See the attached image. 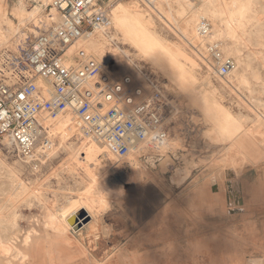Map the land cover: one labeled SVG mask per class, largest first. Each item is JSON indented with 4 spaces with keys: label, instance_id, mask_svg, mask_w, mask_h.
<instances>
[{
    "label": "rangeland",
    "instance_id": "rangeland-1",
    "mask_svg": "<svg viewBox=\"0 0 264 264\" xmlns=\"http://www.w3.org/2000/svg\"><path fill=\"white\" fill-rule=\"evenodd\" d=\"M6 1L9 18L16 24L10 9L20 0ZM21 1H25L27 10L39 9L40 17L49 13L53 2ZM96 1L108 11L112 4H134L148 15L153 31L171 42L180 41L174 31L176 25L184 28L188 20L194 26L201 17L207 19L212 26L211 39L221 41L224 53L237 61L238 71L226 77L216 74L204 54V44L194 40V48L187 47V50L197 66L193 71L189 66L181 68L192 82L185 88L176 80L174 88L170 89L164 76L111 24L106 33L97 32L92 42L98 48L89 50L97 53L110 45L115 47L114 53L122 58V71L130 75L134 68L144 76L143 80H158L175 99L178 114L171 128L169 149L161 151L141 146L139 150L121 156L93 137L75 133L67 146L76 148L82 141L85 146L97 144L100 154L93 163L81 158L69 160L67 150L59 146L52 126L47 129L49 148L44 149L41 141L29 158L0 143V164L19 168L16 177H6L0 166L3 173L0 174L1 189H5L0 190V197L4 199L12 189V200L17 206L18 248H22L28 233L32 235V241L51 251L49 259L39 264L64 262L67 255L58 252L60 244L61 249L69 253L72 260L78 259L80 264H120L118 253H126L128 258L136 257L139 263L146 264H210L212 258H219L225 264H252L264 258V204L254 202L247 207L246 203L241 212L230 214L224 202L226 185L222 182L224 175L228 177V170L235 172L231 181L237 182V177L252 178L255 167L258 171L264 169V0H154L152 4L139 0ZM52 24L51 21L36 25L25 20L26 34L14 37L5 47L24 46ZM191 25L187 26L188 34ZM141 42L149 56H160L167 64H175L169 49L160 42L151 41L149 37ZM229 45L234 49L231 54L226 50ZM187 92L197 101L201 98L209 100L213 127L199 102L192 108L177 98ZM241 126L244 129L258 126V131L252 136H243L242 145H245L238 148L242 152L236 150L234 157L226 161L228 143L224 140L233 138ZM122 174H131L144 192L136 204L124 208L108 198L107 189L116 180L120 186L129 187L130 181ZM120 175L123 177L118 179ZM212 177L219 180L222 199L215 203L216 209L207 222L201 216L199 192L210 185ZM236 185L232 188L234 194L238 193ZM79 196L91 212L80 216L79 227L70 231L69 239L45 226L48 211L54 212ZM233 203L230 199V204ZM31 231L34 232L31 234ZM68 244L71 248L66 252L64 248ZM26 261L29 263L30 258Z\"/></svg>",
    "mask_w": 264,
    "mask_h": 264
},
{
    "label": "built area",
    "instance_id": "built-area-1",
    "mask_svg": "<svg viewBox=\"0 0 264 264\" xmlns=\"http://www.w3.org/2000/svg\"><path fill=\"white\" fill-rule=\"evenodd\" d=\"M52 7L58 21L24 46L0 50V143L32 157L41 141L44 149L50 146L44 119L69 115L80 134L116 155L164 146L178 114L175 99L158 80L143 84L122 71V58L111 55L115 47L96 53L77 45L106 33L109 11L96 0H53ZM197 28L214 72L231 75L236 62L221 41L211 39V23L201 18ZM39 78L45 83L39 84Z\"/></svg>",
    "mask_w": 264,
    "mask_h": 264
},
{
    "label": "bare ground",
    "instance_id": "bare-ground-1",
    "mask_svg": "<svg viewBox=\"0 0 264 264\" xmlns=\"http://www.w3.org/2000/svg\"><path fill=\"white\" fill-rule=\"evenodd\" d=\"M158 1L163 2L165 0H158ZM104 3L106 4V2ZM6 5H7L6 0H0V50L3 48H6L5 46L14 37H20L26 34L24 31L25 20H27V22L33 21V23L36 25L37 24L39 25V23H43V22L50 23L51 21L52 22L58 21V14L56 13L53 7L51 8V10L46 16L40 17L41 12L39 9H36L34 11L27 10L25 1L20 0L18 1L17 5L14 8L10 9V15H12L14 19H16L17 21V23L15 24V22L11 18H9V9H7ZM109 14H110L111 26H113L117 31H119L123 35L126 42H128L131 47L137 50V52L155 70H157L164 76L163 79L166 80L165 83L167 87H169L170 89H173L175 86L174 83L176 80L183 83L184 84L183 86L185 88H186L185 85L191 84L192 78H190L187 75H184V73H182L181 71V68H183L184 66H189L193 71L194 68L197 66L195 59L193 58L191 53L187 50V47L194 48L193 46L194 44H192V41L194 40L200 41V35L198 32L197 24L192 26L191 25L192 21L188 20L186 24H184L186 26L184 28H179L176 25V30L174 31L180 38V41L171 42V41H166L163 38L159 37L153 31V24L150 18L147 17L148 15H146L141 10H139L137 6H135L134 4H127V3L126 4L125 3L112 4L109 10ZM190 25H191V32L188 34L189 31H188L187 26L189 27ZM172 28L174 29L175 27L172 26ZM145 37H149L151 41L160 42V44L163 47H167L170 51V55L175 59L174 60L175 64L172 66L170 64H167L160 56H156V57H152L151 55L149 56L145 50L144 43L141 42L143 39L145 40ZM77 45L84 46L87 49H93V48L97 49L98 48L92 42V38H88L87 40H81L80 42L77 43ZM73 49H74V46L70 47L68 51L66 52V54L70 55ZM226 50L228 51L229 54H231V51H234L233 47L230 45L227 46ZM236 70L237 68L235 69L234 72H236ZM130 75L137 80L138 79L143 80V77H144L139 71L135 70L134 68L130 70ZM240 75H241V78L242 77L244 78L242 74ZM156 76H159V75H156ZM144 81L145 80L142 81L143 84H145ZM38 83L44 84L45 80L39 78ZM166 89L168 90V88ZM205 91L206 93L208 92L209 94H211L206 89ZM177 98H179L185 106L192 107V108H194L193 106H195L199 102L200 105H202V107L204 108L206 115L208 116V121L211 122V127H213L214 118L212 119V116H211L213 113H212V109H211L208 99L201 98V101H197L192 96H190L188 92L187 94H184ZM220 111L223 112L224 110L221 109ZM44 120H45V124L47 125V127L52 126L50 128L54 132L58 140L59 146L67 150L69 160L81 158L82 160H84V162L87 161L88 163H93L96 157L100 154L99 146L97 144H89L85 146L82 141V144L76 148L66 145L67 141L72 136H74L75 133L82 135L75 127L73 120L71 119L69 115H59L55 118H45ZM258 126L253 127L251 129H244V127L241 126L239 127V129L237 130V133L235 134L233 138L226 139V140L223 139L224 141H227L228 143L226 147V151H225L227 154L226 161L234 155L236 150L242 152L241 149L239 150L238 148L240 147V145H242V143H244L243 142L244 137L252 136L255 132L258 131V128H257ZM173 128L175 129V127ZM216 128H218V125L216 126ZM83 137H86V136H83ZM169 143H170V140H168L165 143V145L160 147L159 149L163 151L164 149L169 147ZM3 144H6V142H3ZM6 145L9 146L8 144ZM244 145L245 144H243L242 146ZM80 154H84V155L81 157ZM239 156L242 157V155H239ZM0 166H1V169L3 170V173H5L6 177L7 175L9 177H12V176L16 177V174L19 171V168L8 166L3 163H1ZM1 169H0V174L2 173ZM122 175H124V177H127L128 180L130 181L129 187L126 185L120 186L117 183V181L119 180H116L114 184L108 185L107 189H108V198L115 200L116 201L115 204L124 208L127 205L136 204L137 201L140 199V197H142L144 192L142 188L140 187V184L135 180V178L131 174H122ZM122 175L118 176V179L121 178ZM0 190L2 191L5 190L4 188L1 189V183H0ZM11 191L7 193V196L4 199L0 197V264H30V263L39 264L41 263V261H45L47 258L49 259V256H51V251H47L48 250L47 247H44L43 245L38 244V243L36 244L34 241H32V238H31L32 235L28 233L24 236L22 248L21 249L18 248L16 244L17 238H16V233H15V230L18 228V224L16 221L17 206H16V202L12 200ZM82 195H83V192H82ZM90 205L92 206V204ZM90 210L91 209L88 208L87 205H85V202L83 201L82 196L81 197L79 196L74 199H70V201L68 200V203L64 207H61L60 209L54 212L52 211L47 212L45 226L49 227L51 231L58 233L61 237L69 239L70 231H74L75 227H79V225H77V222L80 220V216L84 214L86 215L89 214L91 212ZM83 211H86V212L83 213ZM33 232L34 231H31V234ZM68 241L71 242V240H68ZM61 247L62 245L60 244L58 247V252L60 253V255H68L61 249ZM43 250H45L44 253H43ZM27 258H30L29 263H27L26 261ZM67 258H63L64 262H66Z\"/></svg>",
    "mask_w": 264,
    "mask_h": 264
},
{
    "label": "crops",
    "instance_id": "crops-1",
    "mask_svg": "<svg viewBox=\"0 0 264 264\" xmlns=\"http://www.w3.org/2000/svg\"><path fill=\"white\" fill-rule=\"evenodd\" d=\"M255 174L252 178L246 179V177L238 179L237 182L231 181L235 178V172H233V177H227L224 175L225 179L222 180L223 183L226 185L225 191V205L228 207V212L230 214H236L243 210V206L247 203V207H251L250 204L254 202L263 203L264 204V169L258 171L257 167H255ZM223 177V178H224ZM215 178V177H212ZM212 182L208 187H202L199 198L202 201V210L201 216L204 219H207L209 222V218L212 215L213 211H215V203H218L220 199H222L219 195L220 190V183L217 179H212ZM237 183V185H236ZM238 189V193L234 194L232 188ZM235 195V197H233ZM239 196L241 199V204H237L235 202L236 197ZM230 199L234 202L232 205L230 204ZM254 208V207H253ZM255 209V208H254ZM69 244L67 248L65 247V251L69 250ZM68 258L66 262H61V264H80L78 259L72 260L70 254L68 253ZM118 256L123 260L124 264H146V262L139 263L140 261L136 257L131 259L132 257L128 258L129 256L126 253H118ZM210 264H225L219 258H212L209 261Z\"/></svg>",
    "mask_w": 264,
    "mask_h": 264
},
{
    "label": "water",
    "instance_id": "water-1",
    "mask_svg": "<svg viewBox=\"0 0 264 264\" xmlns=\"http://www.w3.org/2000/svg\"><path fill=\"white\" fill-rule=\"evenodd\" d=\"M227 173H228V177L233 176V172H232L231 170H228ZM235 202H236L237 204H241V199L239 198V196L236 197ZM118 260H119V263H120V264H124L123 260H122L119 256H118Z\"/></svg>",
    "mask_w": 264,
    "mask_h": 264
},
{
    "label": "snow or ice",
    "instance_id": "snow-or-ice-1",
    "mask_svg": "<svg viewBox=\"0 0 264 264\" xmlns=\"http://www.w3.org/2000/svg\"><path fill=\"white\" fill-rule=\"evenodd\" d=\"M252 264H264V258L260 259L259 261H253Z\"/></svg>",
    "mask_w": 264,
    "mask_h": 264
},
{
    "label": "clouds",
    "instance_id": "clouds-1",
    "mask_svg": "<svg viewBox=\"0 0 264 264\" xmlns=\"http://www.w3.org/2000/svg\"><path fill=\"white\" fill-rule=\"evenodd\" d=\"M114 58H118V54H116V53H112L111 54Z\"/></svg>",
    "mask_w": 264,
    "mask_h": 264
}]
</instances>
